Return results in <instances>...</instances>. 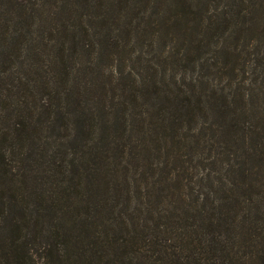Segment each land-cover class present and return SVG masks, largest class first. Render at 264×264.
<instances>
[{
	"label": "trees",
	"instance_id": "16d2710c",
	"mask_svg": "<svg viewBox=\"0 0 264 264\" xmlns=\"http://www.w3.org/2000/svg\"><path fill=\"white\" fill-rule=\"evenodd\" d=\"M0 264H264V0H0Z\"/></svg>",
	"mask_w": 264,
	"mask_h": 264
}]
</instances>
